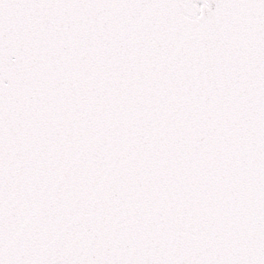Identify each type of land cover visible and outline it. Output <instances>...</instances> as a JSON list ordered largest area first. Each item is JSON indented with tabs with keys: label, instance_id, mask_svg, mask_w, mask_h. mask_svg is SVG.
I'll return each mask as SVG.
<instances>
[{
	"label": "snow or ice",
	"instance_id": "snow-or-ice-1",
	"mask_svg": "<svg viewBox=\"0 0 264 264\" xmlns=\"http://www.w3.org/2000/svg\"><path fill=\"white\" fill-rule=\"evenodd\" d=\"M0 264H264V0H0Z\"/></svg>",
	"mask_w": 264,
	"mask_h": 264
}]
</instances>
